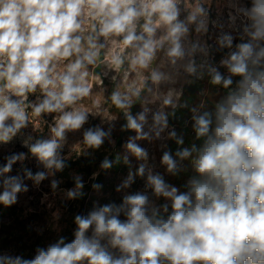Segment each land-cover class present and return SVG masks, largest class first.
Here are the masks:
<instances>
[{
    "label": "clouds",
    "instance_id": "clouds-1",
    "mask_svg": "<svg viewBox=\"0 0 264 264\" xmlns=\"http://www.w3.org/2000/svg\"><path fill=\"white\" fill-rule=\"evenodd\" d=\"M235 2L240 27L209 43L223 29L212 0H0V217L45 180L65 207L121 164L116 193L142 183L74 213L71 238L53 211L54 241L31 256L0 247V264H264V0ZM189 78H207L211 107L182 101ZM17 142L27 151L5 154ZM99 153L87 180L72 168Z\"/></svg>",
    "mask_w": 264,
    "mask_h": 264
},
{
    "label": "rangeland",
    "instance_id": "rangeland-1",
    "mask_svg": "<svg viewBox=\"0 0 264 264\" xmlns=\"http://www.w3.org/2000/svg\"><path fill=\"white\" fill-rule=\"evenodd\" d=\"M237 7V3L235 0H233L232 3H230V0H212V6H211V19L215 20L217 24L223 25V29L220 28H213L212 29V40H209V43H213L215 39V34H217L220 31L228 32V31H234L235 29L240 27V23L242 20V15L235 12V8ZM233 12L236 15V23L230 24L228 16L229 13ZM193 81L195 78H189ZM200 84L199 90L197 92L198 96L200 97V100H206V98H209L212 100V102L216 99L215 92L212 89H209V86L207 84V78H205L204 81H197ZM187 80L182 79L180 83L177 85V88H183V98L182 101L185 100V87L188 86ZM187 92V91H186ZM150 108L155 110L153 105H149ZM139 108V107H138ZM118 111V110H114ZM190 117V112L187 108L184 109H177L176 112V118L172 119L170 118V127L174 126L179 133L181 132H188L189 129L185 128L184 121L188 120ZM149 123H151V114H149ZM119 125H117V133ZM47 129H45V132ZM40 134L39 132L37 133ZM167 133L164 135L166 136ZM127 135L125 134L122 137V142L127 138ZM188 137H186V145H188ZM142 143V146H146L150 149V151H155L158 143L160 142H154L153 144H148V142H140ZM173 143V142H168ZM11 151H27V149H24L20 146L19 142L15 144V146H10L8 149H5V154H8ZM116 151L122 152L123 149L119 146ZM157 155L159 153L157 152ZM26 166L29 167L33 173L36 171L43 170L42 167H39L35 164L34 160H30L26 162ZM19 165H14L13 173L16 174V171L18 169ZM127 174V168H121L119 170H111L107 174L102 173L101 175L106 179V185H104V188L101 190L100 193L92 192L91 190V181L86 183L85 190L89 192V196L86 197L82 203V201L79 202H66L67 207H65L64 203H62L63 193L58 192L57 195L53 196L51 195V190L49 186L48 180H45L42 182L41 190H31L29 193L22 195L20 197V202L13 206L10 209H13L16 213L22 214L23 216H26L25 219H23V223H21L24 227L23 230H21L18 227V224H15L11 222V219L8 217V211L10 209H7L6 212H3L2 217H0V224H10L11 228L16 231V233L19 236V239H16L15 241H5L0 242V247L3 248L4 251H12L15 254L24 253L26 256H31L34 247L37 244L43 245L49 241H54L56 238L57 232L51 227L55 222L52 220L51 213L57 209H59L62 220L59 222V229L61 230L62 234L68 235L69 238H71V231L74 225H72V215L76 212H82L87 213L91 210L92 204L94 201H99L100 203H106L110 201H114L119 203L120 198L123 194L130 192V191H136V190H142V183L138 180L136 184L133 185L131 189H125L121 193L115 192V187L117 184L122 183L123 179L126 178ZM64 176V174H63ZM65 179V176H64ZM88 179V176H85V180ZM65 184L61 185V187H71V181L69 179H65ZM28 183L31 187L32 182L31 181H25ZM98 182V181H97ZM100 183V182H99ZM43 192H48V200L45 202V204H41V195ZM51 203L52 207L49 209L47 208L46 204ZM82 206L81 210L80 207ZM32 210V211H30ZM32 226L31 228L29 226ZM36 227H44V234L43 236H40L35 231ZM0 235H3L2 232H0ZM4 238L3 236H1Z\"/></svg>",
    "mask_w": 264,
    "mask_h": 264
},
{
    "label": "trees",
    "instance_id": "trees-1",
    "mask_svg": "<svg viewBox=\"0 0 264 264\" xmlns=\"http://www.w3.org/2000/svg\"><path fill=\"white\" fill-rule=\"evenodd\" d=\"M197 81L198 80H194L192 83H189L188 86H186L184 89L185 90V98L184 99L188 101L189 107L198 106L199 102L201 101L200 97L197 94L199 87H200V84ZM204 101L206 103V107L212 106V100H210L209 98H206V100H204ZM135 111H139V108L137 107ZM202 111H203V109H202ZM123 135H125V134L119 133L117 135L118 139H117L116 150L122 142L121 136H123ZM115 151L113 152V155H115ZM103 154L104 153L97 154L95 164H89L87 161L79 160V161H76L75 163L72 164V168L77 170V171L83 172L85 174V176H89L91 174V172L96 170V168L98 167L99 160L102 158ZM123 167L126 168V166L121 164L119 167L114 168V170H119ZM64 176H65L66 180L69 179L67 172L64 173ZM98 182L106 185L107 181L102 175H100V177L98 178ZM82 203H83V201H82ZM81 208H82V206L80 207V210H81ZM7 211H8V213H7L8 217L11 219V222L18 224V227L21 230H23L24 227L21 223H23V219H25L26 216H23L22 214L16 213L13 209H10ZM5 212H6V210H5ZM0 232L3 233V235H0V242L15 241L16 239H19L18 234L16 233L15 230H13L11 228L10 224H0ZM1 236H3L4 238H2Z\"/></svg>",
    "mask_w": 264,
    "mask_h": 264
}]
</instances>
